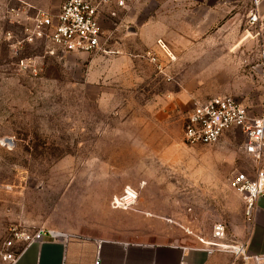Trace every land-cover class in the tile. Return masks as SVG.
Here are the masks:
<instances>
[{
    "label": "rangeland",
    "instance_id": "obj_1",
    "mask_svg": "<svg viewBox=\"0 0 264 264\" xmlns=\"http://www.w3.org/2000/svg\"><path fill=\"white\" fill-rule=\"evenodd\" d=\"M259 1L102 5L101 53L131 62L122 85L103 90L88 81L95 52L61 54L46 40L23 41L28 21L13 14V0H0V264L25 245L21 234L41 228L206 249L235 242L249 219L230 181L259 161L245 152L240 130L215 144H189L183 126L197 102L220 95L261 111ZM127 186L137 201L114 208ZM217 224L223 240L213 237Z\"/></svg>",
    "mask_w": 264,
    "mask_h": 264
},
{
    "label": "built area",
    "instance_id": "obj_2",
    "mask_svg": "<svg viewBox=\"0 0 264 264\" xmlns=\"http://www.w3.org/2000/svg\"><path fill=\"white\" fill-rule=\"evenodd\" d=\"M111 3L121 6L124 0H63L56 14L37 10L33 16L25 19L28 25L25 27L26 36L23 41L31 43L46 40L61 54L104 51L100 7ZM257 19V14L252 15V22H256ZM159 44L165 47L161 40ZM260 59L261 78L264 84V49L261 51ZM150 60L157 64L160 72L168 80L172 79L155 56H150ZM25 65L29 71L38 73L36 65L28 62ZM235 130H240L246 136L244 150L259 161L260 165L253 173L246 171L235 173L230 181L231 187L242 195L246 214L248 219H251L257 199L264 196V103L261 111L255 115L247 105L231 95H220L199 101L186 116L183 140L189 144H215L227 132ZM137 199V190L127 186L123 193L114 196L112 205L114 208L126 210L131 208ZM60 234L41 228L33 234H21L20 237L26 243H31L46 238L56 239ZM213 237L216 240L226 238L223 224L214 227ZM211 245L214 247L207 248L209 252L222 249L244 260L251 257L243 243L213 242ZM18 254L19 252H8L4 255V260L11 264L16 261ZM254 258L264 261L262 256Z\"/></svg>",
    "mask_w": 264,
    "mask_h": 264
},
{
    "label": "crops",
    "instance_id": "obj_3",
    "mask_svg": "<svg viewBox=\"0 0 264 264\" xmlns=\"http://www.w3.org/2000/svg\"><path fill=\"white\" fill-rule=\"evenodd\" d=\"M13 1L15 2L13 14L20 20L33 16L37 10L56 14L63 2V0ZM260 1L264 12V0ZM131 61L134 60L131 58ZM130 63L126 56L111 58L106 57L101 51L95 52L87 71L88 81L95 80L94 82L103 90L109 83L114 84V81H119V85H122V76L127 72ZM102 95L106 96V93ZM60 233L56 239L46 238L26 243L22 246L16 261L11 264H264L263 260L254 258L264 257V196L257 199L253 217L245 227L238 230V235L234 239L235 242L245 244L248 255L251 256L247 260L225 250L209 252L206 248L193 244L129 242L82 233Z\"/></svg>",
    "mask_w": 264,
    "mask_h": 264
}]
</instances>
